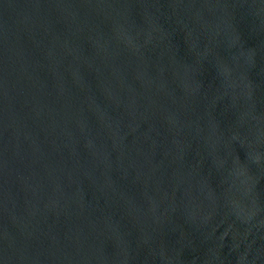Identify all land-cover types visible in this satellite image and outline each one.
<instances>
[{"label": "water", "instance_id": "obj_1", "mask_svg": "<svg viewBox=\"0 0 264 264\" xmlns=\"http://www.w3.org/2000/svg\"><path fill=\"white\" fill-rule=\"evenodd\" d=\"M0 264H264V0H0Z\"/></svg>", "mask_w": 264, "mask_h": 264}]
</instances>
